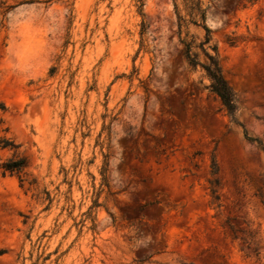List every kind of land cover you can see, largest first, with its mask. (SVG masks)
Here are the masks:
<instances>
[{
    "label": "rangeland",
    "instance_id": "obj_1",
    "mask_svg": "<svg viewBox=\"0 0 264 264\" xmlns=\"http://www.w3.org/2000/svg\"><path fill=\"white\" fill-rule=\"evenodd\" d=\"M200 1L0 0V264H264V0Z\"/></svg>",
    "mask_w": 264,
    "mask_h": 264
},
{
    "label": "trees",
    "instance_id": "obj_2",
    "mask_svg": "<svg viewBox=\"0 0 264 264\" xmlns=\"http://www.w3.org/2000/svg\"><path fill=\"white\" fill-rule=\"evenodd\" d=\"M243 1H245L246 3H253L255 0H243ZM184 4L188 8L189 14L195 11L196 13L199 14L200 21L202 23L204 22L205 11L203 8H201L200 0H184ZM174 7H176V5ZM177 20H178L177 26L178 28H180L184 24L185 20L180 15H177ZM193 23L195 22L193 21ZM201 26L204 29V38H203V41L200 42L198 45L200 48L202 47L203 44L208 43L210 41V32H211L210 28H208L204 23ZM145 27L146 26L142 23L141 30L143 31ZM180 42L183 45L181 49V54L185 62L188 64V66L192 68H195L197 65H200L203 68L205 75L209 79V84H208L209 90L218 97L222 107L226 110L228 115L231 118H233V115L236 110L234 92L231 90L227 81L222 75V68L218 61V54H217L216 46L215 45L211 46V49L213 50L214 53H209L204 48H202L207 60L205 63H200L197 61L195 53L191 51L192 40L186 41L183 39V40H180ZM1 142H2V147H16L15 144H13L11 140L2 139ZM26 166H27L26 161L22 157L9 158L0 163V168L2 169L3 173L6 171L15 172V173L22 172V174L18 176L20 182L25 180V178L23 177V174H24L23 169ZM104 166H106V163L104 164ZM105 170H106V167H103L102 168L103 176H104ZM31 182L32 181H30L29 183ZM209 184H210L211 194L213 195L215 199H217L218 196L215 194L216 186H217L216 179L209 180ZM233 237L235 238L236 236L233 234ZM0 253H2V250H0Z\"/></svg>",
    "mask_w": 264,
    "mask_h": 264
}]
</instances>
